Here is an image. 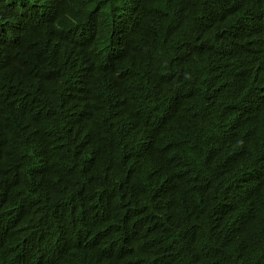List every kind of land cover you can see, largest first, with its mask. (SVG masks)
<instances>
[{"label": "trees", "instance_id": "trees-1", "mask_svg": "<svg viewBox=\"0 0 264 264\" xmlns=\"http://www.w3.org/2000/svg\"><path fill=\"white\" fill-rule=\"evenodd\" d=\"M0 264H264V0H0Z\"/></svg>", "mask_w": 264, "mask_h": 264}, {"label": "clouds", "instance_id": "clouds-1", "mask_svg": "<svg viewBox=\"0 0 264 264\" xmlns=\"http://www.w3.org/2000/svg\"><path fill=\"white\" fill-rule=\"evenodd\" d=\"M203 47H205V45L203 43H199L197 47L193 49L192 52L189 54V57L187 59V66L189 67L188 70L196 69L199 66L201 62L200 49Z\"/></svg>", "mask_w": 264, "mask_h": 264}]
</instances>
